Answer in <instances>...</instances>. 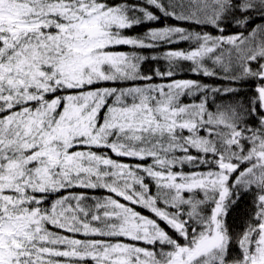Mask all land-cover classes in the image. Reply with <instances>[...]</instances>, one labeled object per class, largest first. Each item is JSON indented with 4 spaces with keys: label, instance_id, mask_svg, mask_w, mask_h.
<instances>
[{
    "label": "snow or ice",
    "instance_id": "obj_1",
    "mask_svg": "<svg viewBox=\"0 0 264 264\" xmlns=\"http://www.w3.org/2000/svg\"><path fill=\"white\" fill-rule=\"evenodd\" d=\"M0 264H264V0H0Z\"/></svg>",
    "mask_w": 264,
    "mask_h": 264
}]
</instances>
